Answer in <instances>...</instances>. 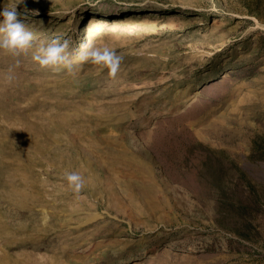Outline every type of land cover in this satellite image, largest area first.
Returning <instances> with one entry per match:
<instances>
[{
  "label": "rangeland",
  "instance_id": "374dc122",
  "mask_svg": "<svg viewBox=\"0 0 264 264\" xmlns=\"http://www.w3.org/2000/svg\"><path fill=\"white\" fill-rule=\"evenodd\" d=\"M17 11L34 45L123 61L113 79L0 52V264H264V0Z\"/></svg>",
  "mask_w": 264,
  "mask_h": 264
},
{
  "label": "clouds",
  "instance_id": "9594fccd",
  "mask_svg": "<svg viewBox=\"0 0 264 264\" xmlns=\"http://www.w3.org/2000/svg\"><path fill=\"white\" fill-rule=\"evenodd\" d=\"M23 2L24 0H19V4ZM19 4L5 5L0 8V52L19 57L22 54L27 55L29 50L34 48L32 60L41 69L53 71L66 69L69 73H73L77 65L91 64L107 69L108 76L115 79L123 61V57L115 49L89 42L73 52L70 48V41L59 36L34 45V33L20 18L21 13L17 11ZM3 79L11 84L14 77L8 74ZM63 178L67 181L68 188L74 194L79 195L84 188L82 176L77 172H65Z\"/></svg>",
  "mask_w": 264,
  "mask_h": 264
},
{
  "label": "bare ground",
  "instance_id": "6f19581e",
  "mask_svg": "<svg viewBox=\"0 0 264 264\" xmlns=\"http://www.w3.org/2000/svg\"><path fill=\"white\" fill-rule=\"evenodd\" d=\"M92 23V22H91Z\"/></svg>",
  "mask_w": 264,
  "mask_h": 264
}]
</instances>
